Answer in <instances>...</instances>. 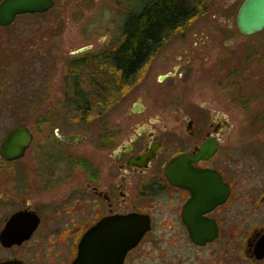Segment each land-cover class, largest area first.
<instances>
[{
	"label": "flooded vegetation",
	"instance_id": "1",
	"mask_svg": "<svg viewBox=\"0 0 264 264\" xmlns=\"http://www.w3.org/2000/svg\"><path fill=\"white\" fill-rule=\"evenodd\" d=\"M61 1L54 0L44 13L19 15L0 29L21 17L47 14ZM48 39L41 41L48 44L45 49ZM53 43L57 48V39ZM114 48L94 54L89 46L73 53L64 100L33 108L75 115L93 108L96 91L109 93L110 77L125 73L111 63ZM157 51L130 80L120 82L121 96ZM80 53L85 55L76 57ZM43 56L54 62L55 55ZM245 62L239 66L234 57L221 58L214 91L194 87L176 98L173 88L161 93L160 106L174 117L153 118L135 101L134 119L102 118V132L92 133L90 141L88 135L66 132L68 116H43L18 126L29 129L32 141L19 159L6 160L0 151V264H264V135L235 134L233 120L222 111H248L264 97V87L254 88ZM185 66L159 81L183 78ZM85 73L87 83L80 82ZM5 89L0 87V111L10 109ZM51 89L44 86V94ZM210 91L216 101L206 96ZM78 92L90 102H79ZM31 105L29 99L27 109ZM92 121L83 119L88 125ZM257 123L264 125V115ZM85 143L91 147L87 157L79 150ZM144 227L140 238L133 236ZM92 234V254L81 257L80 245Z\"/></svg>",
	"mask_w": 264,
	"mask_h": 264
},
{
	"label": "rangeland",
	"instance_id": "2",
	"mask_svg": "<svg viewBox=\"0 0 264 264\" xmlns=\"http://www.w3.org/2000/svg\"><path fill=\"white\" fill-rule=\"evenodd\" d=\"M146 1L62 0L56 9L47 14L21 17L12 27L0 29V54L5 62L0 70V87L6 88L5 96L7 93L10 102V109L0 111V139L20 125L34 123V119L38 122L43 116L63 119L68 116L67 123L63 122L66 132L88 135L90 141L92 133L102 132V118L112 119L113 123L134 119L131 110L135 101L146 105L148 114L153 118L174 117L173 111L160 106V94L171 88L175 98L190 93L194 87H212L214 91V72L224 56L234 57L239 66L246 61L244 69H249L254 75V88L264 87V31L245 36L236 27L237 13L244 0H197L203 10L186 25L165 36L147 66L125 93L122 96L119 94L115 107L105 116H91L89 119L93 121L88 125L79 113L75 115L74 111L68 109L33 108L38 102L63 101V86L68 84L66 65L72 59V54L89 46L93 47L94 54L116 47L122 40V27L127 14L143 6ZM44 36L49 38V49H45L48 44L41 42ZM53 38L58 41L57 48ZM45 53L48 57L55 55L54 62L48 64L52 58H45L44 61ZM84 55L80 53L75 56ZM182 64L186 65L183 78L176 76L159 81L166 73H177ZM7 79L9 89L6 87ZM87 81L85 73L80 82ZM44 86L53 88L51 93L44 94L48 91L44 90ZM213 91L206 93V96L216 101ZM29 99L33 108L30 110L27 109ZM222 111L233 120L235 134L264 135V125L257 123L258 118L264 115V97L252 102L248 111L238 107L223 108ZM89 148L88 143L79 145L84 157L90 154ZM97 153L95 151L96 157ZM20 164H24V161Z\"/></svg>",
	"mask_w": 264,
	"mask_h": 264
},
{
	"label": "trees",
	"instance_id": "3",
	"mask_svg": "<svg viewBox=\"0 0 264 264\" xmlns=\"http://www.w3.org/2000/svg\"><path fill=\"white\" fill-rule=\"evenodd\" d=\"M203 10L197 0H148L143 6L131 10L122 27V40L111 51V63L125 73L110 77L109 93L97 92L94 107L78 109L80 117L105 116L113 109L119 96L121 81H128L159 48L168 33L186 25ZM78 101L89 103L88 96L78 92Z\"/></svg>",
	"mask_w": 264,
	"mask_h": 264
},
{
	"label": "water",
	"instance_id": "4",
	"mask_svg": "<svg viewBox=\"0 0 264 264\" xmlns=\"http://www.w3.org/2000/svg\"><path fill=\"white\" fill-rule=\"evenodd\" d=\"M53 6L54 0H3L0 4V26L12 24L19 15L44 13ZM236 25L239 31L247 36L264 31V0H244L237 13ZM84 50L86 49L82 48L78 52ZM79 139L81 137H76V140ZM31 141L32 135L27 127L15 128L2 142L1 154L6 160L19 159L24 156ZM181 161L182 159H178L176 162L181 163ZM102 229L103 227L100 228V230ZM128 231L126 232L127 237L132 238L133 232ZM143 232H145V227L139 233L135 232L136 234L134 233L133 236L140 238ZM116 234L111 233V236L114 237ZM91 239H93V234L90 237L87 235L81 243V257L90 255L91 251L88 246L91 244ZM130 246V244L126 245V248H130ZM111 255H119V253H111Z\"/></svg>",
	"mask_w": 264,
	"mask_h": 264
}]
</instances>
